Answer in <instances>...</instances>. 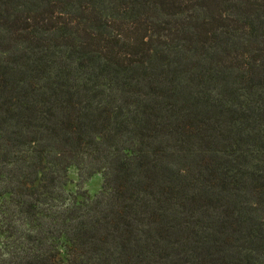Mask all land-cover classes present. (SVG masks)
<instances>
[{
  "label": "trees",
  "instance_id": "trees-1",
  "mask_svg": "<svg viewBox=\"0 0 264 264\" xmlns=\"http://www.w3.org/2000/svg\"><path fill=\"white\" fill-rule=\"evenodd\" d=\"M0 231V264H264V0H0Z\"/></svg>",
  "mask_w": 264,
  "mask_h": 264
},
{
  "label": "rangeland",
  "instance_id": "rangeland-1",
  "mask_svg": "<svg viewBox=\"0 0 264 264\" xmlns=\"http://www.w3.org/2000/svg\"><path fill=\"white\" fill-rule=\"evenodd\" d=\"M71 184L68 186V191L71 193H88L90 195L98 194L104 185V178L101 174H96L90 179H80L79 172L76 168L70 170ZM5 236L0 231V245L5 241Z\"/></svg>",
  "mask_w": 264,
  "mask_h": 264
}]
</instances>
